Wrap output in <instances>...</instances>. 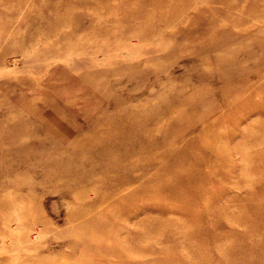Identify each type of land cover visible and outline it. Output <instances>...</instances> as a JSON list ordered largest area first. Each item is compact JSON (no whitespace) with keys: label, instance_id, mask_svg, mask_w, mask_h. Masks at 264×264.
<instances>
[{"label":"rangeland","instance_id":"374dc122","mask_svg":"<svg viewBox=\"0 0 264 264\" xmlns=\"http://www.w3.org/2000/svg\"><path fill=\"white\" fill-rule=\"evenodd\" d=\"M0 264H264V0H0Z\"/></svg>","mask_w":264,"mask_h":264},{"label":"bare ground","instance_id":"6f19581e","mask_svg":"<svg viewBox=\"0 0 264 264\" xmlns=\"http://www.w3.org/2000/svg\"><path fill=\"white\" fill-rule=\"evenodd\" d=\"M61 4V3H60ZM65 4V3H64ZM76 7V6H75ZM71 9V8H70ZM104 9V8H103ZM190 9H192V8H190ZM72 10V9H71ZM197 10V9H196ZM195 11V10H194ZM34 21V20H33ZM172 22V21H171ZM181 22H183V21H181ZM130 24V23H129ZM135 26V25H134ZM147 26V25H146ZM168 28V27H167ZM158 29V28H157ZM104 30V29H103ZM159 32V31H158ZM71 53V52H70ZM116 178V177H115Z\"/></svg>","mask_w":264,"mask_h":264}]
</instances>
